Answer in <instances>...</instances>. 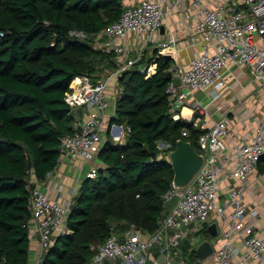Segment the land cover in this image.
Wrapping results in <instances>:
<instances>
[{
	"label": "trees",
	"instance_id": "trees-1",
	"mask_svg": "<svg viewBox=\"0 0 264 264\" xmlns=\"http://www.w3.org/2000/svg\"><path fill=\"white\" fill-rule=\"evenodd\" d=\"M124 7L123 0H0V264H30L32 191L58 167L62 137L76 129L66 94L75 76L98 78L101 66L117 67L115 52L96 47L94 35ZM157 61L152 73L139 64L120 77L114 119L130 128L126 143L108 138L97 175L80 185L68 231L56 234L41 264H86L112 233L132 223L144 231L157 226L173 186L168 152L180 137L199 150L204 131L173 118L172 59ZM159 140L173 148H159Z\"/></svg>",
	"mask_w": 264,
	"mask_h": 264
},
{
	"label": "built area",
	"instance_id": "built-area-1",
	"mask_svg": "<svg viewBox=\"0 0 264 264\" xmlns=\"http://www.w3.org/2000/svg\"><path fill=\"white\" fill-rule=\"evenodd\" d=\"M168 3L185 6L186 17L195 19L190 40L202 48L187 62L178 61L174 50L177 38L166 39L162 31L167 24ZM71 33L86 35L81 30ZM96 35L95 46L98 42L100 48L115 52L117 68L101 79L84 73L72 80L66 100L73 108L85 106L88 113L78 128L62 137L63 152L72 158L94 159L108 141L104 130L111 79L120 83V77L137 67L147 54L149 59L140 66L152 73L158 65L157 58L170 54L175 60L169 68L173 75L168 86L172 116L204 130L198 139L204 161L185 187L173 185L164 193L163 210L153 230L144 231L132 223L122 233H112L86 264H248L252 259L264 262V234H253L246 221L248 217L260 218V210L244 201L252 171L264 158V0H140L125 6L120 17ZM236 67L259 83L254 95L263 92L259 100L263 116L248 139L234 141L236 130L230 118L225 115L212 119L209 103L217 102L230 87ZM176 76L181 79L179 84L173 81ZM186 107L191 109L188 114L184 113ZM117 127L118 123L110 126L112 130ZM121 127L115 140L130 130L128 126ZM182 133L188 136L190 126ZM158 147L170 150L173 143L159 140ZM97 169L93 167L87 177H95ZM54 187L58 194L64 193L63 181ZM223 190L228 193L224 198ZM77 194L78 188L68 198L52 197L40 186L33 189L29 225L39 235L42 248L35 264L42 263L56 234L68 231L67 219ZM219 217L224 220L222 224ZM213 222L218 223V234L209 237L208 228ZM199 231H204L205 236L195 241L192 234ZM190 236L192 245L186 257L182 251ZM206 239L211 241L213 251L200 257L197 250ZM236 239L244 242L247 252L240 250Z\"/></svg>",
	"mask_w": 264,
	"mask_h": 264
},
{
	"label": "crops",
	"instance_id": "crops-1",
	"mask_svg": "<svg viewBox=\"0 0 264 264\" xmlns=\"http://www.w3.org/2000/svg\"><path fill=\"white\" fill-rule=\"evenodd\" d=\"M140 0H124L125 6H131L138 3ZM229 1V0H224ZM239 2L244 0H237ZM173 4V2H172ZM172 4H166V25L164 26L163 34L166 39L177 38L175 43L176 55L180 63L187 62L190 57L196 51H200L202 46L190 40L191 34L194 30L195 19L187 18L184 12L185 6H175ZM95 36V35H94ZM97 35L95 36L96 40ZM96 46L100 47V44L96 42ZM172 62L175 60L172 58ZM96 73L98 78H104L112 74L117 67L112 69L100 67ZM259 83L254 78L243 71L240 67L235 68V79L227 88L222 97L217 102L209 103L210 113L213 114L212 119H218L222 116H228L235 127V133L232 136L234 141L248 139L256 130L261 118L263 116V108L260 104V96L263 92H259L258 95H254L255 90ZM122 83H118L115 78H112L109 86L107 87L106 97L109 100V106L106 110V127L105 134L108 138L112 139L116 144H124L127 140V134L120 140H115L114 136L120 134L122 127L127 129V125L119 123L114 119L116 113V102L119 92L122 90ZM187 108V107H186ZM184 113L188 114L191 110H186ZM87 108L85 106H77L74 108L75 114V128H78L82 123L84 117L87 115ZM114 123H118L120 127L112 130L110 128ZM110 131V132H109ZM234 164V163H232ZM102 165V161L99 154L94 159H85L83 157L72 158L66 152H62L58 167L53 171L46 181L39 183L42 190L47 192L52 197H64L68 198L72 195V191L78 188V193L82 181L87 178V174L93 167L99 168ZM63 181L65 184V190L62 195L58 194L56 183ZM228 195L226 190H223L222 197ZM246 204L256 207L260 210V218H247V224L252 228L253 234H264V167L260 162L258 167L252 171L249 178L246 193L244 196ZM231 211V210H230ZM218 222L222 224L224 220L219 217ZM31 245H30V264H35V260L41 256L42 248L40 245L39 235L36 234L30 225ZM242 252H247V246L240 239L235 240ZM95 253V252H94ZM248 264H264L256 259H252Z\"/></svg>",
	"mask_w": 264,
	"mask_h": 264
},
{
	"label": "water",
	"instance_id": "water-1",
	"mask_svg": "<svg viewBox=\"0 0 264 264\" xmlns=\"http://www.w3.org/2000/svg\"><path fill=\"white\" fill-rule=\"evenodd\" d=\"M164 30V26L162 27ZM169 60L170 54L166 55ZM172 72L168 71L167 77L172 79ZM176 84L181 82L180 77L173 78ZM155 156V152H154ZM168 158L174 166L173 185L175 187H185L198 172L204 161V155L199 151L190 139L180 137L176 140V145L168 152ZM218 234V223L213 222L208 228L209 237H214ZM99 250V246L94 249V252ZM198 255L205 257L213 251V245L210 240L206 239L200 243L198 247Z\"/></svg>",
	"mask_w": 264,
	"mask_h": 264
},
{
	"label": "rangeland",
	"instance_id": "rangeland-1",
	"mask_svg": "<svg viewBox=\"0 0 264 264\" xmlns=\"http://www.w3.org/2000/svg\"><path fill=\"white\" fill-rule=\"evenodd\" d=\"M168 152V151H167ZM192 236H195V241H197L198 239H203L205 236V232L204 231H199V232H195L192 234ZM191 240H188L186 245L183 247V251L182 254L186 257H188L189 253H190V246L192 245V237L190 236Z\"/></svg>",
	"mask_w": 264,
	"mask_h": 264
},
{
	"label": "bare ground",
	"instance_id": "bare-ground-1",
	"mask_svg": "<svg viewBox=\"0 0 264 264\" xmlns=\"http://www.w3.org/2000/svg\"><path fill=\"white\" fill-rule=\"evenodd\" d=\"M186 110H191V109L189 107H187Z\"/></svg>",
	"mask_w": 264,
	"mask_h": 264
}]
</instances>
